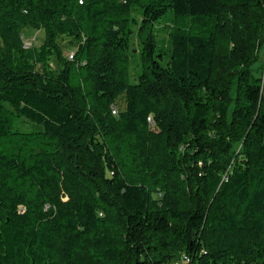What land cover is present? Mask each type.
<instances>
[{
  "label": "trees",
  "instance_id": "1",
  "mask_svg": "<svg viewBox=\"0 0 264 264\" xmlns=\"http://www.w3.org/2000/svg\"><path fill=\"white\" fill-rule=\"evenodd\" d=\"M79 1L0 0V264H264V0Z\"/></svg>",
  "mask_w": 264,
  "mask_h": 264
},
{
  "label": "rangeland",
  "instance_id": "2",
  "mask_svg": "<svg viewBox=\"0 0 264 264\" xmlns=\"http://www.w3.org/2000/svg\"><path fill=\"white\" fill-rule=\"evenodd\" d=\"M164 27L159 28L156 35H157V46L158 49H161L164 47L166 41H167V35L164 32ZM133 30L134 33L132 35V48H135L133 53H132V57L129 61L128 67L126 68V73H127V81L128 82H132L135 83L136 82V78L137 75L141 73L142 71V59L140 56V38L138 35V30H139V26L137 25H133ZM24 39L27 42H31L34 45H40L41 42L44 40V32L43 31H35L33 29H26L24 32ZM60 44L64 47V56L65 58H70L71 59V55L77 52V44H75L74 42H72L70 39H62ZM260 62L258 64L255 65L254 69L256 70V74L258 76H260L262 79H264V46L260 49ZM76 60V56L74 57V59H71V62H75ZM160 60V59H159ZM118 114L115 116L119 115V109L124 108V100L122 99V97H118ZM153 117V116H152ZM154 120V118H153ZM18 123V124H17ZM151 127L153 128L152 130L155 131L156 134L158 135H154L157 140L160 141V135H159V129H157L155 127V122L154 124L151 125ZM15 130H19V131H31V130H41V127L34 124V123H30L27 120L23 119V118H17L16 119V124H15ZM159 150L161 151L160 146H158ZM159 157L157 162H155L154 166L157 167L158 169L161 167L160 161H159ZM67 198H65L66 200ZM21 209H24V207H21ZM25 212V209H24Z\"/></svg>",
  "mask_w": 264,
  "mask_h": 264
},
{
  "label": "built area",
  "instance_id": "3",
  "mask_svg": "<svg viewBox=\"0 0 264 264\" xmlns=\"http://www.w3.org/2000/svg\"><path fill=\"white\" fill-rule=\"evenodd\" d=\"M79 2H80V4H82L83 0H80ZM32 45H33V43L27 42L26 40H24V46L26 49H29L30 47H32ZM75 55H76L75 53L72 54L70 56L71 59H74ZM112 110H113L114 115L118 114V108L116 106H112ZM148 121H149L150 125L154 124V120H153L152 116H149ZM160 197H162L161 194H160ZM21 213H24V209H21ZM191 260L192 259L188 255L183 254L179 260L174 261L172 264H191V262H192Z\"/></svg>",
  "mask_w": 264,
  "mask_h": 264
}]
</instances>
